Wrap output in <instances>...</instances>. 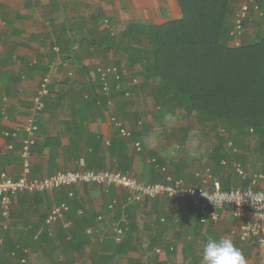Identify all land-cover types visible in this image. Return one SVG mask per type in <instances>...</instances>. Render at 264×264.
<instances>
[{
	"label": "crops",
	"instance_id": "obj_1",
	"mask_svg": "<svg viewBox=\"0 0 264 264\" xmlns=\"http://www.w3.org/2000/svg\"><path fill=\"white\" fill-rule=\"evenodd\" d=\"M144 1L145 9H139L143 0H0V172L13 178L20 176L23 128L47 78L50 92L38 118L34 176L76 170L84 162L86 168L141 171L138 177L145 182L163 181L170 174L182 178L188 186L198 184L195 171L192 177L183 172L185 161L179 163L183 155L175 152L186 141L188 126L182 123L169 129L171 118L167 113L182 107L167 106L169 109L162 111L157 106L153 90H157L156 82H145L139 73L140 64H127L125 47H138L136 38L126 43L119 37L125 27L137 24V17L161 26L181 17L182 9L178 0ZM117 68L119 72L114 75ZM102 70L107 71L108 86L112 85L108 90ZM113 118L131 127L135 136L122 138ZM4 131H9L10 137L3 135ZM252 133L244 136L256 137ZM138 140L144 141L147 157L161 160L169 173L161 174L143 150L135 149ZM9 144L14 148L9 149ZM237 150L242 161H235L250 173L261 171L264 162L260 154L252 158L242 144ZM193 153L191 149L187 158ZM233 174L234 185H240ZM121 193L114 187L106 191L81 184L55 192L17 195L8 227H4L0 216V264H20L18 258L24 253L12 255L17 245L27 251L28 264H53L58 256L83 255L92 264H201L209 237H230L242 250L247 264H264V250L254 242L239 239L241 221L230 209H222L218 221L203 222L209 217L207 211L170 198L146 199L133 205L138 209L123 240L127 248L117 252L119 243L112 225L119 214L108 206L112 200L122 199ZM63 202L70 211L50 228L46 218L54 206ZM96 216L103 220L98 222ZM84 229L93 230L87 243L79 251L66 254L61 242L66 237L64 231ZM80 238L86 240V236Z\"/></svg>",
	"mask_w": 264,
	"mask_h": 264
},
{
	"label": "trees",
	"instance_id": "obj_2",
	"mask_svg": "<svg viewBox=\"0 0 264 264\" xmlns=\"http://www.w3.org/2000/svg\"><path fill=\"white\" fill-rule=\"evenodd\" d=\"M178 1L182 7V17L179 20L161 26H141L134 23L122 30L119 37L123 42L129 43V40L135 38L138 42L143 36L150 41L148 50L142 46H124L128 54L127 64H140L139 73L143 75L145 82H156L157 90L152 88L157 104L180 106L188 115L194 114L202 123L224 126L236 152L225 150L222 144L219 145L210 155L211 166L224 189L245 187L249 181L239 177L237 180L241 184L234 185L233 178L236 176L233 174L232 164L236 159L242 161L237 148L241 146L242 136L252 130V134L259 140L257 152L264 162V17H261L264 16V1L248 3L247 18L240 34V43L236 46L229 45L230 41L236 40L233 34L235 21L227 22L225 15L234 10L236 18L240 7L233 9L230 2L237 3L239 0ZM259 10L262 15L254 17ZM118 72L117 68V72L113 74ZM106 84L109 89L112 87L110 84L108 86V81ZM118 131L125 139L135 136L132 128L131 137L122 136L119 129ZM222 138L228 141L227 137ZM224 160L227 164H223ZM260 172L264 173V165L256 173ZM122 199L125 200V196ZM122 199L119 198L118 202ZM137 209V205H129L126 210L119 206L113 211L119 214V219L121 214L127 213L130 224ZM99 217L102 216H96L98 222L103 220V217ZM88 230L64 231L66 237L61 239L66 245L64 252L67 254L79 251L92 234ZM82 235L86 236V240H81ZM124 243L122 241L117 245V252L127 248ZM50 260L54 261L52 258Z\"/></svg>",
	"mask_w": 264,
	"mask_h": 264
},
{
	"label": "built area",
	"instance_id": "obj_3",
	"mask_svg": "<svg viewBox=\"0 0 264 264\" xmlns=\"http://www.w3.org/2000/svg\"><path fill=\"white\" fill-rule=\"evenodd\" d=\"M247 13L248 3L246 5L243 3L234 19L233 34L237 41L240 40ZM101 74L105 81V90H108L107 74L104 72ZM48 84L49 80L44 79L23 128L25 137L20 150L22 158L20 176L13 178L5 171L0 172V216L4 227H8L11 221L13 202L17 195L54 192L63 187L87 184L101 187L106 191L113 187L122 191L121 194H124L125 200L119 203L118 199H114L109 206L111 210L119 206L126 209L129 205L143 203L146 199L170 198L188 201L195 207L207 211L209 217L203 218L204 222L208 219L218 221L220 211L228 208L232 215L241 221L239 239L243 242H254L264 250V173L251 174L238 161L232 164L234 173L242 180L249 182L245 187L229 189L222 187L221 180L215 175L212 166L196 170L194 175L198 184L190 186L186 185L183 179H176L169 175L163 181L145 182L128 172L113 168H86L84 162L80 163V168L77 170H57L49 176H34L33 157L39 131L38 118L45 106V96L50 92ZM112 123L120 130L122 136L131 135L130 129L123 126L121 121L114 118ZM224 134L228 138L227 145L230 151L236 152L228 132ZM3 135L10 137L11 134L9 131H4ZM8 148L13 149L14 145L9 144ZM223 164H227V161L224 160ZM68 210L67 203L54 206L46 219V224L53 228L60 219L64 218ZM128 219L127 213H123L120 219L113 223L114 238L117 243H121L126 235V230L129 228ZM92 232V229L88 230L89 234ZM21 251L27 253L25 249ZM16 252L13 251L12 255L15 256ZM19 261L20 264H28L29 259L26 255L22 256Z\"/></svg>",
	"mask_w": 264,
	"mask_h": 264
},
{
	"label": "rangeland",
	"instance_id": "obj_4",
	"mask_svg": "<svg viewBox=\"0 0 264 264\" xmlns=\"http://www.w3.org/2000/svg\"><path fill=\"white\" fill-rule=\"evenodd\" d=\"M255 2H256V0H239L237 3L230 2V5H233V9L234 8L239 9V7H241L243 3H244V5H246L247 3H255ZM146 5H147V3L143 0V2L139 5V9L142 7H144V9H145ZM179 5H180V3H179ZM230 8H232V6H230ZM181 9H182V7H181ZM223 11L224 10L222 9V12ZM181 14H182V11H181ZM261 15H262V13L259 10V13L255 12L254 17L258 18ZM234 16H235L234 10L228 11L225 15L226 21L232 23V21L235 18ZM181 17L176 18V19H171L169 22L177 21ZM261 17H264V16H261ZM137 20H138L137 24H140L141 26L151 25V24H148V22H146V20L144 18L137 17ZM157 26H159V25H157ZM141 38L142 39L139 40L138 42H136V44L140 47L141 46L145 47V48L149 47L150 46L149 39L144 37V36ZM238 41H240V40H238ZM238 41L232 40V42L230 41L229 45H235L236 46V45H238ZM103 72L107 74V71H105V70L100 71V73H103ZM128 72L130 73V70ZM132 77L134 78L135 76H132ZM135 80H137L138 82L140 81L138 77H136ZM138 82H136V83H138ZM146 89H148V88H146ZM127 97H129V96H127ZM153 105L156 107V105L154 103H153ZM162 105L157 104V106L162 111H163V109H165V111H166V109H169L166 105L165 106L164 105L162 106ZM175 111H174V113H172V112L167 113L168 117L171 118V120H169V123L171 125L169 127V129L170 128L176 129L177 127H175V126L176 125H182V123H184L188 126L187 131H185L188 137L186 138V141L183 143V145H179L178 147L175 148V152L177 150V154L181 153L183 155V157L179 158V163L182 164L185 161V167L183 169V172H186L185 174L187 176L192 177V174L194 173V171H196V169L198 170V168H206L207 166H211L210 155H212L215 152V150L219 147V145L222 144L223 149L230 150L229 146L227 145V140L222 138V137H226L224 133H227V130L224 128L223 125L218 124V123H214L212 125L202 123V122L197 120V117L194 114L188 115L186 113V111H184L182 108L178 109L176 112ZM142 123L143 122L140 121L139 125H142ZM126 127L131 130V127H128V126H126ZM192 128H193V130H191ZM129 137H131V136H129ZM190 138H191V140H190ZM138 141L135 143V146H134L135 149L137 151L145 149L144 141H142V140H138ZM241 144L243 146L244 151L247 154L252 156V158L253 157L255 159L258 158L259 153L257 152V150H258L259 142H258V139L256 137L252 138L251 136H242ZM136 146L138 147L139 150L136 148ZM191 149L194 152L193 153L194 156L191 158H187V155H191L190 154ZM144 153H145V156L147 157L146 150L144 151ZM172 155H174V153H171L170 156H172ZM146 157H144V159H146ZM147 159H148L149 163L154 167V169L158 170L161 174L164 175L165 172L169 173V171H167V167L165 165H163V166L161 165L162 164L161 160L159 162L158 159L155 157H151V158L147 157ZM254 166L256 167V164H254ZM168 170H170V168ZM126 172H128L129 174L133 175L134 177H137L138 179L142 180L140 177H138L141 174V171L133 173L131 170H127ZM156 173L159 174L158 172H156ZM161 174H160V176H163ZM167 175L168 174L165 175V178ZM171 176L175 177L174 175H171ZM115 222H117V221H115ZM112 228H113V225H112ZM19 246L17 245V247L15 249H13L12 251H17L16 255L22 256V251H21V248ZM77 258L75 256H66L65 258H61L60 256H58L56 259V263L57 264H76V263L77 264H92L88 258L84 257V255L78 259ZM18 259L20 260L21 257ZM119 264H120V262H119Z\"/></svg>",
	"mask_w": 264,
	"mask_h": 264
},
{
	"label": "clouds",
	"instance_id": "obj_5",
	"mask_svg": "<svg viewBox=\"0 0 264 264\" xmlns=\"http://www.w3.org/2000/svg\"><path fill=\"white\" fill-rule=\"evenodd\" d=\"M136 148L138 149L137 146H136ZM139 151H141V150H139ZM117 170H119V169H117ZM124 172H126V171H124ZM68 187H70V186H68ZM118 200H119V198H118ZM122 201L123 200H121L119 203H121ZM63 203H66V202H63ZM66 215H67V213L65 214V216ZM65 216H64V218H65ZM21 249H23V248H21ZM201 264H247V259H246L245 255L243 254L242 250L235 245V243L233 242V240L230 237H220L219 239L209 237L206 240V243L204 244V247H203V251L201 254Z\"/></svg>",
	"mask_w": 264,
	"mask_h": 264
}]
</instances>
